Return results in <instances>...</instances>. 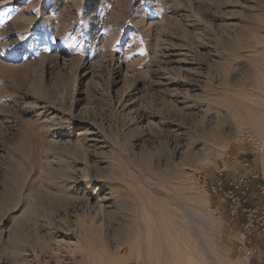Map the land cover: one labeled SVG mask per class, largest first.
Returning <instances> with one entry per match:
<instances>
[{"label": "rangeland", "instance_id": "obj_1", "mask_svg": "<svg viewBox=\"0 0 264 264\" xmlns=\"http://www.w3.org/2000/svg\"><path fill=\"white\" fill-rule=\"evenodd\" d=\"M255 174L264 0H0V264H170L158 201L193 264H264L211 190Z\"/></svg>", "mask_w": 264, "mask_h": 264}, {"label": "built area", "instance_id": "obj_2", "mask_svg": "<svg viewBox=\"0 0 264 264\" xmlns=\"http://www.w3.org/2000/svg\"><path fill=\"white\" fill-rule=\"evenodd\" d=\"M244 165L248 166V163ZM225 189H223L221 181H218L211 187L213 193L223 191L226 197L236 200L238 205L243 207L246 218V229H248L245 237L248 240H244L242 244H251V240L256 236L253 232L258 228L260 229H258L257 234L262 235L264 239V178L259 177L258 174L249 178L241 176L239 179L231 180L229 186L227 188L225 187ZM255 194L256 196H261V204L250 205V198H253ZM255 252V250H248L247 253L251 255Z\"/></svg>", "mask_w": 264, "mask_h": 264}, {"label": "bare ground", "instance_id": "obj_3", "mask_svg": "<svg viewBox=\"0 0 264 264\" xmlns=\"http://www.w3.org/2000/svg\"><path fill=\"white\" fill-rule=\"evenodd\" d=\"M214 129H215V131H214ZM214 129H212V132L210 131L206 135V136H208V139L209 138L212 139L213 136L214 137L216 136V139H217V136L220 135L219 133H221V132H219V130L217 132L216 131L217 130L216 127ZM222 135H224V134H221L220 135L221 137H218V138L221 139L222 138ZM190 156L191 155H189L188 158H190ZM146 183H148V185H151L152 187L154 186V188L156 186H158V185H155L154 182H152L150 179H147L146 180ZM175 200L177 202H179L178 199H174L173 201H175ZM154 202L156 203L157 201H154ZM160 202L161 201H158V205L157 204H153L154 207L159 210L158 216L159 217L165 216L169 220H171V223L169 224L170 232L165 231L164 228L162 227L161 228V231H160V236H161L162 239L167 240L170 243V245L168 247H165L164 245H162V242L159 241L155 246H152L151 247L152 248V251L155 252V253H157V254H159L158 255L159 257L165 256L168 259V261H170V264H193V261L190 260V258L188 256H185L183 253H179V249H180L179 240H180V238H183L182 236L180 237V235H182L181 234L182 231L179 229L178 223H177L178 222L179 214L176 213L175 211H173V208H172V210H170L171 208L170 209L169 208L167 209V207H166V209H164L165 204L164 205L161 204L163 206V208H162L161 205H159ZM188 224H190V223H188ZM141 226H142V229L145 230V226L146 225L142 223ZM132 229H133L132 230V233H134L135 232V227L134 228L132 227ZM150 229H151V235L155 233L154 230L152 229L151 225H149L148 228L145 230V235L146 236H147V232H149ZM137 232H139V230ZM186 255H187V253H186ZM109 261H110L109 264H119L117 261H115L113 259V257H111V260H109ZM146 264H147V262H146Z\"/></svg>", "mask_w": 264, "mask_h": 264}, {"label": "snow or ice", "instance_id": "obj_4", "mask_svg": "<svg viewBox=\"0 0 264 264\" xmlns=\"http://www.w3.org/2000/svg\"><path fill=\"white\" fill-rule=\"evenodd\" d=\"M10 18V17H9Z\"/></svg>", "mask_w": 264, "mask_h": 264}]
</instances>
